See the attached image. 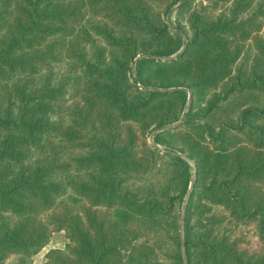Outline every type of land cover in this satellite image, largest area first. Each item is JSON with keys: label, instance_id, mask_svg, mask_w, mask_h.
Returning a JSON list of instances; mask_svg holds the SVG:
<instances>
[{"label": "trees", "instance_id": "1", "mask_svg": "<svg viewBox=\"0 0 264 264\" xmlns=\"http://www.w3.org/2000/svg\"><path fill=\"white\" fill-rule=\"evenodd\" d=\"M195 1L0 0V264H264V0Z\"/></svg>", "mask_w": 264, "mask_h": 264}, {"label": "rangeland", "instance_id": "2", "mask_svg": "<svg viewBox=\"0 0 264 264\" xmlns=\"http://www.w3.org/2000/svg\"><path fill=\"white\" fill-rule=\"evenodd\" d=\"M210 0H196L194 5L197 6L201 3L207 4ZM173 21H176V15L175 13L173 14ZM184 23L187 24L188 21L184 20ZM256 53L255 45L253 39L244 41V52L243 55L238 59L237 64H242V63H248L251 65L252 63V57ZM223 85V83H220L219 86L212 87L211 89L207 90L206 92L203 93V95H198L196 94L195 97V106L196 109H200L202 107H205L207 102L212 99V95L214 91H219L220 87ZM174 89V88H172ZM188 92H191V89L187 88ZM191 95V93H190ZM221 97L220 101L218 102V111H217V117L213 118L211 120V126L212 127H217L219 123H225L229 120L235 119V117L238 115V111L240 109V104L247 103V105H255V106H262L263 101H264V91L261 89H255L252 91H246L244 92L243 95H238V94H233L227 98H224L225 95H219ZM191 102V96L188 98V104L186 106V110H189V105ZM182 121V120H181ZM179 122H176L174 124H178ZM168 128V126H167ZM163 130V129H160ZM159 130L153 131L151 133H148V137H142V140H146L149 143H154L153 140V135L158 132ZM183 134L187 133L186 129H181L180 130ZM213 145V144H210ZM252 145V144H251ZM156 146L160 147L161 149L164 148L163 145L156 144ZM211 148L213 146H210ZM182 156L186 157V153H182ZM191 163L194 166V177H197L198 174V169L196 167V163L193 159H191ZM196 171V175H195ZM193 182L190 184V189L192 188ZM264 188V182L260 184ZM187 200L184 204L183 209L181 210V207L178 206V211L182 213L181 219L183 220L184 214H185V208H186ZM100 209L105 210V207H100ZM224 211V208L221 206H213V212L216 214H222ZM226 219H228L226 217ZM182 222V221H180ZM245 228H239L238 232L242 231ZM249 234H248V239L253 241L255 244L258 240L256 234H255V228L252 226L251 228L248 229ZM145 238H141L140 241H144ZM68 242V238L66 236V232L64 230L61 231H55L51 238L49 243L37 254L33 257V263L32 264H44L46 261V254L51 250V249H63L65 245ZM149 244L151 246H154V242L151 240L149 241ZM157 253V256L160 258L162 257L161 253L159 252V249H156L155 251Z\"/></svg>", "mask_w": 264, "mask_h": 264}, {"label": "water", "instance_id": "3", "mask_svg": "<svg viewBox=\"0 0 264 264\" xmlns=\"http://www.w3.org/2000/svg\"><path fill=\"white\" fill-rule=\"evenodd\" d=\"M195 175H196V171H195Z\"/></svg>", "mask_w": 264, "mask_h": 264}]
</instances>
